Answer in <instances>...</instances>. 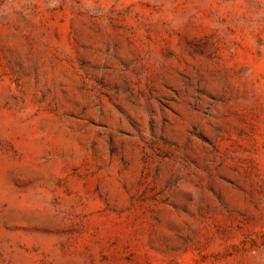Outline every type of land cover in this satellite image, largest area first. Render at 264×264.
<instances>
[{
    "label": "rangeland",
    "instance_id": "374dc122",
    "mask_svg": "<svg viewBox=\"0 0 264 264\" xmlns=\"http://www.w3.org/2000/svg\"><path fill=\"white\" fill-rule=\"evenodd\" d=\"M0 264H264V0H0Z\"/></svg>",
    "mask_w": 264,
    "mask_h": 264
}]
</instances>
